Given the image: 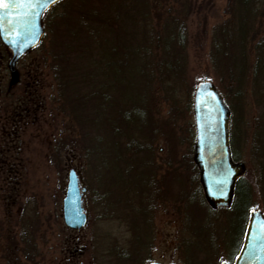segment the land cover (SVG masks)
<instances>
[{
  "label": "rangeland",
  "instance_id": "obj_1",
  "mask_svg": "<svg viewBox=\"0 0 264 264\" xmlns=\"http://www.w3.org/2000/svg\"><path fill=\"white\" fill-rule=\"evenodd\" d=\"M259 2L262 10L264 0ZM234 5L235 0H62L46 13L44 38L18 63L19 83L11 89V51L0 40V133L12 135L0 142V150L7 148L5 140L11 150L0 169V264L230 261L235 249L228 239L242 223L230 209L210 212L203 204L193 161V105L203 82L223 97L231 113L232 150L245 166L253 197L251 211L264 214V152L257 150L259 144L264 149V76L253 73L252 65L228 72L235 48L222 43L223 56L213 50ZM130 8L133 21L117 19L118 11ZM259 16L252 17L255 24ZM182 20L188 31L183 47L173 28ZM152 32L161 36V48L166 41L172 49L168 58L155 47ZM118 63L124 71L119 74ZM122 75L131 81L137 107L114 86ZM130 110L143 119L132 114L125 123ZM132 121L138 139L122 143L146 150L128 159V184H118L110 172L102 180L109 194L96 186L90 192L94 172L82 148H97L98 158L91 161L97 173L101 149ZM72 169L87 189L88 223L80 231L63 221Z\"/></svg>",
  "mask_w": 264,
  "mask_h": 264
},
{
  "label": "water",
  "instance_id": "obj_2",
  "mask_svg": "<svg viewBox=\"0 0 264 264\" xmlns=\"http://www.w3.org/2000/svg\"><path fill=\"white\" fill-rule=\"evenodd\" d=\"M62 0H14L6 8L0 10V40L11 51L12 57L8 63L10 72L9 88L19 83L17 64L19 61L42 42L45 31L42 26L44 14ZM211 102L207 109L203 107V98ZM201 105V106H200ZM200 109L198 110V107ZM200 111V112H199ZM194 116L196 121L197 142L194 146L193 160L200 171L201 184L209 192L213 160L227 161L228 166L218 169L224 178L228 169L234 167L235 175L227 182L228 198H210L209 204L214 207L232 203L233 189L236 183L244 176L245 166L232 165L230 151V110L224 103L218 90L210 82L201 83L195 93ZM218 131L217 139L214 133ZM87 189L80 184L75 170H70L65 198L63 200V220L65 226L72 231L84 229L88 223L84 208L83 196ZM264 234V215L262 212H253L249 228ZM160 264V263H151ZM225 264V263H223ZM264 264V255L262 258Z\"/></svg>",
  "mask_w": 264,
  "mask_h": 264
},
{
  "label": "trees",
  "instance_id": "obj_3",
  "mask_svg": "<svg viewBox=\"0 0 264 264\" xmlns=\"http://www.w3.org/2000/svg\"><path fill=\"white\" fill-rule=\"evenodd\" d=\"M65 1V0H64ZM259 0H235V5L232 8V14L229 13L231 16L227 19V21L224 23L225 29L222 34H224V38L219 41L220 36L216 39L219 42L213 45V50L216 54L219 56L224 55V49H223V44L225 46H233L235 48V54L233 55V60H229V69H227L228 72H233L237 71L238 67H240V70H245L248 71L247 69L249 68L250 65L251 69L253 68V73L254 71H258L262 76H264V8L260 10L259 8ZM125 5V3H121V7ZM254 7V8H253ZM131 8L126 9L124 13L117 12V19L118 20H132V13H131ZM259 12L260 16L261 13L263 12V15L260 17L258 22L255 24L252 21V17L256 15V13ZM49 13V12H48ZM47 13V14H48ZM122 16H120V14ZM102 15V13L100 14ZM46 16V15H45ZM44 16V17H45ZM101 19L104 18V16H100ZM263 19V21H262ZM179 21V20H178ZM177 21V22H178ZM186 21L180 22L179 24L175 23V27L173 25V28H175L176 31V36L178 40V45L182 46L186 44L187 38H188V31L187 27L185 25ZM89 30V29H88ZM91 34L90 32H88ZM91 37V36H90ZM151 38H156L154 35V32L151 33ZM161 41L162 38L161 36H158L156 38V43L155 47H157L158 51H163L164 55L168 58L169 53H170V47L168 46L167 42L165 41L166 45L164 46V49L161 48ZM106 42V41H104ZM108 44V43H107ZM172 50V49H171ZM123 52V50H121ZM152 52V51H151ZM157 52V51H156ZM245 52L247 53L245 55ZM153 53V52H152ZM166 53V54H165ZM226 54V53H225ZM228 55V54H227ZM140 57L141 59H147V56L142 54ZM144 57V58H143ZM250 58V61L248 60ZM227 59V57H226ZM228 60V59H227ZM255 60V62H253ZM124 65V64H123ZM168 65H165L167 67ZM262 66V67H261ZM120 67H122L118 63V72H124L120 70ZM172 67V66H171ZM108 68V73L110 69L112 70V66H110V63L107 66ZM171 69V68H170ZM169 69V70H170ZM242 71V72H245ZM111 72V71H110ZM107 73V72H106ZM107 73V74H108ZM122 79L119 77H115V87L116 89H123L122 90V99L127 98V96H130V105L137 107V101H134L135 96L131 93V81L128 79H125V76L122 75ZM111 90H115V88L110 87ZM8 93V88L7 91ZM131 96L133 99L131 100ZM127 107V106H126ZM135 115L139 117L140 119H143V114L142 116L137 114V111L130 110L129 113H126V115H123V118L125 120V123H129V118L130 115ZM127 121V122H126ZM132 127L128 128L127 130H132V131H124L120 132L118 130L114 131V139L115 142H111L107 145L105 144L104 147L101 149V152L103 154V159L101 161V167L99 171L96 173L95 172V167L92 166L91 161L97 160V148L91 149L89 148L90 143H88V146H84L82 148V153L84 157V161L88 164L91 165L92 171L94 172V175L91 179V185H90V192H93V188L95 189V186L97 188H106V192L108 193L107 186L104 181V175L106 173L113 172V174L117 175L116 181L120 185H125L127 183V171H128V159H130V156L134 155L136 157H140V154L142 151L146 150L145 147L141 146L138 147L134 144L131 145V142L129 143L128 146H125L124 140L130 139L135 140V138L138 139L137 135L135 134L136 126L134 123L131 122ZM3 135V136H1ZM1 140L0 142L4 140V136L7 140V136L12 138V135H6V133L3 131V133H0ZM14 137V136H13ZM5 140V145L7 148L0 150V169L4 167V163L6 161H2L5 156L8 155V153L11 151L8 148L10 147L8 144H6ZM13 140V139H12ZM110 140V139H109ZM121 140V141H120ZM131 141V140H130ZM259 141V140H258ZM123 142V143H122ZM261 144H259L257 150L263 154L264 149L260 148ZM9 157V156H8ZM111 157H115L114 160L111 159ZM235 159L237 160V155L235 156ZM238 161V160H237ZM8 169L11 171L12 167L10 163L7 165ZM130 168V167H129ZM102 173V174H101ZM129 177V176H128ZM137 177V178H136ZM135 179H138V176H136ZM7 177L1 179V185L5 186L6 184ZM106 180V179H105ZM126 181V183H125ZM150 186V185H149ZM109 187V185H108ZM111 187V186H110ZM250 185L248 184L247 181L242 179L238 184H237V189L235 192V197L233 199V203L231 206V209L229 210L232 212L234 217L237 219L238 222H241V226L236 227L238 231L235 232V236H232L231 238L228 239V242H230L233 245V249H235L239 244L241 245V240L244 237L245 234V228L247 224V218L250 214V211L252 210V204H253V197L252 193L250 191ZM109 194V193H108ZM201 195V194H200ZM203 204L205 207L208 206L210 209L209 205L207 204L206 200L202 198ZM207 205V206H206ZM210 212L212 211L211 209L209 210ZM240 247V246H239Z\"/></svg>",
  "mask_w": 264,
  "mask_h": 264
},
{
  "label": "flooded vegetation",
  "instance_id": "obj_4",
  "mask_svg": "<svg viewBox=\"0 0 264 264\" xmlns=\"http://www.w3.org/2000/svg\"><path fill=\"white\" fill-rule=\"evenodd\" d=\"M217 135H218V131L214 133V139L217 137ZM230 145H231V140H230ZM231 150H232V148H231ZM231 153H232V155H231L232 163L231 164L232 165H240L241 163H239L235 159L232 151H231ZM213 162H214V164L212 167L214 169H224L225 168L224 166L229 167L228 160L227 161L213 160ZM234 175H235L234 167L231 166V168L228 169L226 181L228 182L229 178L233 177ZM240 181H241V179L237 182V184ZM237 184L235 185V187L233 189L232 203H233V199L235 197ZM218 189H221V190L218 191ZM203 193H204L203 197L206 200L211 199L213 197H215V198L223 197L224 199H227L228 195H229V192L227 189V183H226V186L219 185L216 189H213L212 193L210 191L209 192L204 191ZM210 205H211L214 212H217L219 209H222V208L224 210L228 211V209L231 208V205L228 206L226 204L219 205L217 207H214L212 204H210ZM238 248L239 247L237 246L234 250L235 252L233 254H230V256H229L230 261L227 262L228 264H262L261 260L263 258V254H264V234L257 232L256 230H254L253 227L249 228V226L247 225V230H246L243 242L241 244L240 249H238Z\"/></svg>",
  "mask_w": 264,
  "mask_h": 264
},
{
  "label": "snow or ice",
  "instance_id": "obj_5",
  "mask_svg": "<svg viewBox=\"0 0 264 264\" xmlns=\"http://www.w3.org/2000/svg\"><path fill=\"white\" fill-rule=\"evenodd\" d=\"M13 2L14 0H0V10L6 8L9 4Z\"/></svg>",
  "mask_w": 264,
  "mask_h": 264
}]
</instances>
